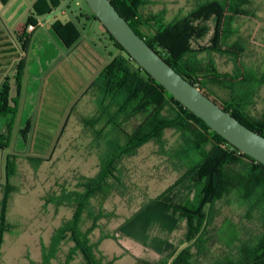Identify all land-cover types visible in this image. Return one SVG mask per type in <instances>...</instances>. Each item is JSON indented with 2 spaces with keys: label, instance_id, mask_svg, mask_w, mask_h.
Wrapping results in <instances>:
<instances>
[{
  "label": "rangeland",
  "instance_id": "obj_1",
  "mask_svg": "<svg viewBox=\"0 0 264 264\" xmlns=\"http://www.w3.org/2000/svg\"><path fill=\"white\" fill-rule=\"evenodd\" d=\"M34 1L11 0L6 6L0 2V23L11 32L0 26V39H4L0 41V50L11 47L16 50L11 54H0V84L6 75L11 77L12 97L17 96L13 78L16 65L22 57L26 60L19 111L14 118L10 144L7 148L0 146V204L7 182L8 163H13V157H16L15 170L10 175V183L15 190L11 194L7 214L11 232L5 234L0 264H44L43 248L50 245L56 230L74 212L69 206L46 204V199L51 194L59 195L63 189L81 190L79 185L83 179L95 177L100 171L105 144L96 138L86 121L97 112L93 85L103 68L119 53L98 21L85 17L78 19L82 9L88 14L84 0H65L55 14L45 18L48 22L42 23L31 34L24 54L16 37L33 14ZM204 1L208 0H148L140 12L143 18L162 15L166 23H172ZM61 9L66 13L63 14ZM249 12L248 17L234 21L236 33L222 46L228 50L234 44H240L243 49L240 62L248 72L247 81L243 85L240 84L243 82H237L231 91L216 84L209 85L208 92L223 103L235 105L253 120L262 118L264 114V84L261 82L264 77V0H252ZM55 21L63 26L73 21L75 25L74 31L79 38L68 48L52 28ZM207 25L210 32L202 39H194L195 49L211 46L214 19L211 18ZM5 42L12 46H5ZM4 56L13 59L1 60ZM199 58L205 65L213 64L223 74L235 71L232 56L203 52ZM10 104L14 105L12 101ZM240 105H247L246 110ZM11 119V116L0 119V135H8L7 124ZM140 120L132 121L127 125L128 129L132 130ZM164 139L165 152L151 142L134 156L124 159L119 165L122 184H118L107 199L98 198L92 202L94 216L104 215L98 221L99 228L91 236L92 241H100L99 250L109 260L116 258L114 264L156 262L170 256L175 248L181 250L186 246L185 222L176 230L169 231L155 223L139 220L123 231L125 224L145 204L173 186L186 170L176 167L166 154L177 147L179 135L168 130ZM30 157L41 160L29 161ZM218 209L220 215L214 232L219 231L222 239L231 236L229 230L222 229L227 219L238 225L244 237L259 229L256 221L242 218L244 210L234 198L231 203L221 202ZM91 214L86 215L84 230L94 222ZM72 246V242L65 241L51 264H64ZM225 252L228 250L223 243L217 241L212 253L201 257V261L211 264ZM71 264H83L82 256H77Z\"/></svg>",
  "mask_w": 264,
  "mask_h": 264
},
{
  "label": "trees",
  "instance_id": "obj_2",
  "mask_svg": "<svg viewBox=\"0 0 264 264\" xmlns=\"http://www.w3.org/2000/svg\"><path fill=\"white\" fill-rule=\"evenodd\" d=\"M0 1L7 4L10 0ZM110 1L134 31L183 78L197 86L242 124L264 136V114L260 119L251 120L235 105L230 102L221 105L208 92L209 85L216 84L231 91L237 82H243L240 83L243 85L247 81L248 72L240 62V52L243 50L240 44L236 43L228 50L222 46L236 33L233 28L234 21L250 14L252 0L204 1L188 15L172 23H166L162 15L143 18L140 9L148 0ZM61 6L62 3L58 0H37L26 28L30 24L36 25L38 17H46L53 9ZM87 8L88 14L85 16L80 11L78 19L85 17L98 21L88 5ZM211 18L214 19L211 46L195 49L194 39H202L210 32L207 23ZM73 24L68 22L63 26L59 21L52 24L53 30L67 48L79 38ZM104 32L119 53L103 68L93 85L97 112L86 121L96 138L103 140L105 144L101 168L95 177L83 179L84 182L79 185L81 190L63 189L59 195L51 194L46 199V204L69 206L74 212L72 217L56 230L50 245L43 248V263L51 264L62 244L69 240L73 246L64 264H71L77 256H82L83 264H114L116 258L109 260L99 250L100 241H92V234L99 228L98 221L104 216L102 213L94 216L92 202L98 198L107 199L114 193L116 186L122 184L120 163L134 156L140 148L153 142L165 152L164 137L166 132L171 130L179 135V141L177 147L166 154L176 167L186 170L173 186L145 204L125 224L123 231L139 220L155 223L169 231L176 230L185 222L186 246L181 250L175 248L166 258L144 264H203L201 257H208L217 241L222 242L228 252L211 264H263L264 165L240 152L185 108L128 55L106 29ZM29 42L30 37L25 31L20 38V46L25 53ZM203 52L232 56L234 73L223 74L213 64L205 65L199 58ZM25 71L26 60L22 58L14 75L17 85L16 97H11L9 77L0 89V119L12 117L11 122L7 124L8 135H0L1 148H7L10 144L14 118L19 111ZM261 82L264 84V77ZM11 101L14 105L10 104ZM240 106L246 110L247 105ZM137 118H141L140 122L129 130L127 125ZM99 126L101 128H97ZM15 159L13 163H8L7 182L3 187L0 204V256L5 234L11 232L7 214L10 197L15 190L10 183V175L16 166ZM40 160L30 157L29 161ZM233 198L244 210L242 218L249 222L256 221L260 226L257 232L244 237L238 225L232 219H227L222 229L229 230L231 236L222 239L219 231L214 232L217 217L220 215L218 205L223 201L231 203ZM87 214L93 216L94 222L90 228L84 230Z\"/></svg>",
  "mask_w": 264,
  "mask_h": 264
},
{
  "label": "water",
  "instance_id": "obj_3",
  "mask_svg": "<svg viewBox=\"0 0 264 264\" xmlns=\"http://www.w3.org/2000/svg\"><path fill=\"white\" fill-rule=\"evenodd\" d=\"M84 1L104 29L155 81L240 152L264 165V136L242 124L183 78L134 31L110 0Z\"/></svg>",
  "mask_w": 264,
  "mask_h": 264
},
{
  "label": "crops",
  "instance_id": "obj_4",
  "mask_svg": "<svg viewBox=\"0 0 264 264\" xmlns=\"http://www.w3.org/2000/svg\"><path fill=\"white\" fill-rule=\"evenodd\" d=\"M10 1H11V0H10ZM10 1H9V2H10ZM36 1H37V0L34 1V4H35ZM58 1H61V3L64 2V0H58ZM68 1H71V0H68ZM68 1H67V4H68ZM0 2H1V1H0ZM9 2H8L7 4H3V5L6 6V5L9 4ZM1 3H2V2H1ZM48 3L51 5V3H50L49 1H48ZM65 3H66V2H65ZM34 4H33V5H34ZM67 4H66V5H67ZM66 5H65V6H66ZM77 5H80V2H79V1H77ZM65 6H64V7H65ZM63 9H64V8H63ZM63 9H61V11H62V13L64 14V13H66V12H65V10H63ZM56 11H57V9H56V10L53 9V12H52L50 15L46 16V17L51 16L53 13L55 14ZM81 12H82L85 16L87 15V13H86L85 10L82 9ZM79 13H80V12H79ZM46 17H38V18H37V20H38L37 27H38V26H41L42 23H46V22H48V20H47L48 18L45 19ZM44 19H45V20H44ZM86 19H87V18H86ZM79 20H80V19H79ZM87 20H88V19H87ZM55 22H56V21H55ZM55 22H53V23H55ZM72 22H73V21H72ZM53 23H52V24H53ZM0 26H1V28H2L4 25L0 23ZM4 27H5V26H4ZM2 29H3V28H2ZM5 30H6L7 32H10V31L7 30V27H5ZM25 31L27 32L28 36L31 37V34H33L36 30H35L33 33H30V32L27 30L26 26H25V27L23 28L22 32H21L19 35H17V37H16V40L18 41V44H19V45H20V38H21V35H22ZM10 33H11V32H10ZM3 40H4V39H0V41H3ZM9 45L12 46V44H10L9 42H8V43L5 42V46L9 47ZM7 47H6V48H7ZM20 47H21V46H20ZM16 49H18V47H16ZM14 51H16L15 48H14V47H11L10 49L0 50V54H5V55H6V54H9V53L11 54V52H14ZM26 53H27V52H26ZM26 53L24 52V54H26ZM22 58H25V57H22ZM22 58H21V59H22ZM7 59H13V58H12V57L4 56L3 59H1V60H7ZM16 59H17V58H16ZM21 59H19L18 63L20 62ZM18 63H17V65H18ZM17 65H16V68H17ZM13 75H15V74H13ZM7 77L10 78V83H11V77H10L9 75H6V76L3 78L2 83L0 84V89H1V86H2V84L4 83V81H5V79H6ZM13 78H14V77H13ZM11 89H12V86H11ZM11 97H12V96H11Z\"/></svg>",
  "mask_w": 264,
  "mask_h": 264
},
{
  "label": "built area",
  "instance_id": "obj_5",
  "mask_svg": "<svg viewBox=\"0 0 264 264\" xmlns=\"http://www.w3.org/2000/svg\"><path fill=\"white\" fill-rule=\"evenodd\" d=\"M37 29V24H30L27 28V30L30 32V33H33L35 30Z\"/></svg>",
  "mask_w": 264,
  "mask_h": 264
},
{
  "label": "flooded vegetation",
  "instance_id": "obj_6",
  "mask_svg": "<svg viewBox=\"0 0 264 264\" xmlns=\"http://www.w3.org/2000/svg\"><path fill=\"white\" fill-rule=\"evenodd\" d=\"M217 102H219L221 105L223 104V102L219 101L218 99H215Z\"/></svg>",
  "mask_w": 264,
  "mask_h": 264
}]
</instances>
